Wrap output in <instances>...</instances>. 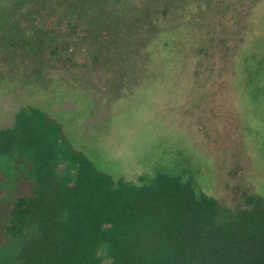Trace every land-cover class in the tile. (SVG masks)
I'll list each match as a JSON object with an SVG mask.
<instances>
[{"label":"rangeland","instance_id":"obj_1","mask_svg":"<svg viewBox=\"0 0 264 264\" xmlns=\"http://www.w3.org/2000/svg\"><path fill=\"white\" fill-rule=\"evenodd\" d=\"M130 1L0 0V131L11 128L22 109L34 107L114 182L141 184L142 178L168 174L227 207L244 194L264 196V0H215L212 14H178L181 27L163 39L170 45L156 46L163 59L159 77L119 76L115 67L127 73L140 63L125 51L106 56L105 44L84 51L72 45L68 53L81 67L85 56L100 50L102 66L114 77L90 76L89 83L72 74L45 80V72H29L45 61V49L28 37L32 5L66 4L87 20L109 11L111 20L127 17L133 25L135 14L121 17ZM138 1L152 10L151 0ZM164 7L172 8L171 0Z\"/></svg>","mask_w":264,"mask_h":264},{"label":"trees","instance_id":"obj_2","mask_svg":"<svg viewBox=\"0 0 264 264\" xmlns=\"http://www.w3.org/2000/svg\"><path fill=\"white\" fill-rule=\"evenodd\" d=\"M166 1L151 0V10L131 0L121 17L135 14L133 25L127 17L111 20L109 11L87 20L66 4L32 5L28 37L45 49V61L29 72L43 71L45 80L72 74L89 83L90 76L114 77L102 66L100 50L85 56L81 67L68 53L72 45L84 51L105 44L106 56L125 51L140 63L127 73L115 67L119 76H162L156 46L170 45L163 39L181 27L178 14L217 9L215 0L199 6L200 0H171L167 10ZM130 28L136 33L130 35ZM38 63L43 70L35 68ZM236 202L227 207L168 174L142 178L141 184L114 182L65 143L60 126L34 107L22 109L15 124L0 131V264H264V196L244 194Z\"/></svg>","mask_w":264,"mask_h":264}]
</instances>
